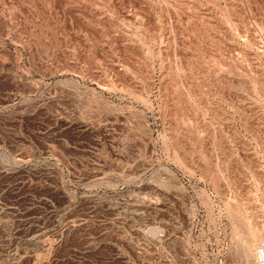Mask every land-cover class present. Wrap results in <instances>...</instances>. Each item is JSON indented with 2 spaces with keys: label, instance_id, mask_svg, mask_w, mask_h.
Wrapping results in <instances>:
<instances>
[{
  "label": "rangeland",
  "instance_id": "1",
  "mask_svg": "<svg viewBox=\"0 0 264 264\" xmlns=\"http://www.w3.org/2000/svg\"><path fill=\"white\" fill-rule=\"evenodd\" d=\"M262 249L264 0H0V264Z\"/></svg>",
  "mask_w": 264,
  "mask_h": 264
},
{
  "label": "built area",
  "instance_id": "2",
  "mask_svg": "<svg viewBox=\"0 0 264 264\" xmlns=\"http://www.w3.org/2000/svg\"><path fill=\"white\" fill-rule=\"evenodd\" d=\"M257 264H264V249L260 252Z\"/></svg>",
  "mask_w": 264,
  "mask_h": 264
},
{
  "label": "bare ground",
  "instance_id": "3",
  "mask_svg": "<svg viewBox=\"0 0 264 264\" xmlns=\"http://www.w3.org/2000/svg\"><path fill=\"white\" fill-rule=\"evenodd\" d=\"M249 247V246H248Z\"/></svg>",
  "mask_w": 264,
  "mask_h": 264
}]
</instances>
